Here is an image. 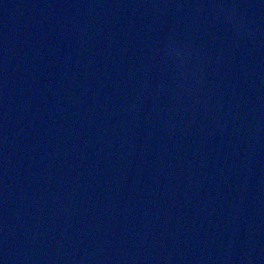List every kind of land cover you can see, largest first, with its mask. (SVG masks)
<instances>
[{"label": "water", "instance_id": "1", "mask_svg": "<svg viewBox=\"0 0 264 264\" xmlns=\"http://www.w3.org/2000/svg\"><path fill=\"white\" fill-rule=\"evenodd\" d=\"M0 264H264V0H0Z\"/></svg>", "mask_w": 264, "mask_h": 264}]
</instances>
